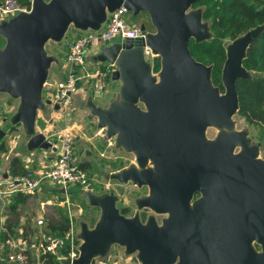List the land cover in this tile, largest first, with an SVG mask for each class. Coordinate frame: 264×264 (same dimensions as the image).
<instances>
[{"label": "water", "instance_id": "95a60500", "mask_svg": "<svg viewBox=\"0 0 264 264\" xmlns=\"http://www.w3.org/2000/svg\"><path fill=\"white\" fill-rule=\"evenodd\" d=\"M197 1L32 0L29 12L0 21V92L19 100L11 124L22 126L28 150L53 148L35 128L37 111L51 103L42 91L51 63L58 62L46 52L49 41L60 42L70 26L98 30L120 5L132 16L146 13L153 27L144 42L125 39L101 48L94 60L115 65L111 79L120 82L118 98L101 107L89 97L85 106L104 139L135 157V166L110 173V179L146 186L148 194L136 199L137 207L167 217L158 224L152 215L145 222L138 214L125 216L117 195H99L87 186L83 194L100 209L99 218L93 227L79 222L78 256L59 264H91L114 244L125 254L136 253L140 264H264L261 143L253 144L246 130H235L233 120L236 81L251 77L242 61L264 24L226 46L220 92L212 66L197 61L188 47L190 40L211 38L202 9L193 7ZM140 27L146 30L144 23ZM144 44L159 58L156 74L143 57ZM53 107L58 110V103ZM208 127L218 129L213 139L205 135ZM5 134L0 128V139ZM196 193L199 198L191 203Z\"/></svg>", "mask_w": 264, "mask_h": 264}, {"label": "rangeland", "instance_id": "374dc122", "mask_svg": "<svg viewBox=\"0 0 264 264\" xmlns=\"http://www.w3.org/2000/svg\"><path fill=\"white\" fill-rule=\"evenodd\" d=\"M145 14H142L140 17V21H144ZM127 21H134L131 13L126 14ZM74 28L72 26L69 27L66 32L64 38L56 43L49 41L45 45V49L48 55H53L57 57V63H51L48 73V81L56 82L61 79V75L66 71V64L64 55L67 51V43L69 40L67 39L68 35L70 38L74 33ZM74 35V34H73ZM119 39H114L112 42L118 41ZM112 42L106 43L110 44ZM4 45L3 38L0 36V47ZM104 45H100L97 41L94 42V47L92 46L85 54L86 65L89 69L94 67H105L108 65L107 62H97L94 60L95 55L101 50ZM98 50V52H97ZM151 59V58H150ZM118 84L116 81H112L111 79L108 81L107 86L105 87L104 92L100 95L98 93L91 94L92 101L97 106H105L111 96L115 93V86ZM84 87L79 85L78 91L73 93L71 96V102L68 105V108L65 110H60L61 113L54 114V120H56V124L52 125L47 123V125L43 129L36 128V132H42L47 140H51L53 142V147H60V140L62 138L66 127L67 130L72 134L73 138L76 142V150L77 153L81 154V158L83 160L88 159L87 164H89V168L86 170L89 178V186L92 188V192L96 194H105V193H114L118 196V201L116 202V206L119 208H127L129 211V216H133L136 212H139V209L136 206V199L143 196L145 193V187H137L133 185L131 182H118L115 180H111L110 170L115 169L119 171L121 169L128 168L129 166H135V157L131 152H127L122 148H117L114 144H111L109 141L104 139L101 129L98 127L97 118L93 116L89 109L85 106L86 99L84 97L88 96L86 93L81 92ZM54 90H51V93ZM224 91V87H223ZM49 93V90L46 91L43 89L42 98L45 97L46 94ZM48 101L47 99H45ZM48 103V102H47ZM19 100L16 98L10 97L8 94L0 92V124L1 128L4 130H8V133L12 134L13 138H16L18 134L17 131L20 132L21 138L15 139V146L21 149L22 153H28L26 149V142L28 137L25 135L23 128L20 124L12 125L11 118L13 114L18 109ZM46 106L52 107L50 103L46 104ZM67 112V116H70V119L66 122L63 116L64 112ZM41 113V110H38V115ZM2 120V123H1ZM234 120V129L235 130H246L248 132V137L251 139L253 144L260 142L259 147V158H264V134L259 132L257 129L246 124L245 120L239 118L236 114L233 116ZM62 129V130H61ZM60 133L59 135L57 134ZM218 133V129L214 127H208L206 129V137L209 139H213ZM8 137L6 139L3 138V141L6 145H8ZM46 156H53V152L51 149L45 150ZM35 156L38 154H42L41 149H37L34 152ZM44 157V156H43ZM6 155L4 157V160ZM46 158V157H44ZM3 160V161H4ZM37 163V162H36ZM37 165H34V169H36ZM39 167V166H38ZM2 173H7L5 169L1 167L0 161V177ZM86 188L80 187L78 185H71L66 189L65 193H61L58 188V184L56 183H42V186L39 190L35 191L33 194L34 197L30 198L29 204L24 207V210L28 212V217H32L34 211H39L37 216L41 217L45 221V214L47 216L58 215V211L64 215H67L72 220V229L74 235L72 238L64 241L62 248L72 245L74 248L75 257L78 256L76 250L78 251L79 244L81 240L78 239L79 233V222L85 221L88 223L89 227H92L89 224V216L85 219H80V214H89L95 218H99L97 216V211L91 206L84 196L83 192ZM48 199V200H46ZM1 201V200H0ZM40 201H43L40 204ZM95 210V212H94ZM34 215V214H33ZM149 215H152L156 218L157 222L160 224L163 214H156L152 210H149ZM43 230V229H42ZM43 232H37L38 242L42 239H50L47 233L45 235ZM39 253L33 251V264H38ZM93 264H140L136 259V253L125 254V248L114 244L110 247L109 253L105 257H96L93 260ZM11 264V263H5Z\"/></svg>", "mask_w": 264, "mask_h": 264}, {"label": "built area", "instance_id": "2783aa9c", "mask_svg": "<svg viewBox=\"0 0 264 264\" xmlns=\"http://www.w3.org/2000/svg\"><path fill=\"white\" fill-rule=\"evenodd\" d=\"M31 7L32 0H30L29 6L21 5L17 0H2L0 1V21L19 12H29ZM127 13L126 7L120 5L115 10L107 13L106 21L98 30L88 29L82 31L75 29L78 33L67 43V51L65 53L66 71L56 84L49 82L48 79L46 80L43 89L49 90V93L45 97L43 96V100H50V104L53 106L58 103L59 110H66L71 102L72 94L78 91L79 85L82 87L86 86L90 95L93 93L101 95L104 92L108 81L111 79L115 65L107 62L108 65L105 67L99 65V67L89 69L86 66L85 54L94 46L95 41L100 45H107L106 43L112 42L114 39H119L121 42L125 39L146 41L148 30L143 31L140 27L141 23L127 21ZM142 53L144 59L153 66V61L157 56L152 49L144 44ZM156 73L153 72V74ZM51 90H54V93H51ZM66 113L65 111L64 115H67ZM64 131L63 137L59 138L60 147L58 148L55 161L49 168L40 172L29 170L24 175L10 176L4 182L0 181V186H6L4 190H0V193L6 195L16 192L33 193L44 182L56 183L59 189H64L65 191L71 185L87 188L89 186L88 174L75 160V139L66 127ZM48 141L53 145L51 140ZM36 223L40 226H46L42 218L37 219ZM44 233L46 232H43V235H45ZM73 235L74 232L71 226L64 236L47 240L42 239L34 247L26 246L22 240L16 239L11 234H6L0 237V257H4L5 261L11 264H33L32 254L30 253L32 249L39 254L49 253L57 255L58 249L62 247L64 241L72 238ZM69 248L70 251L67 256L57 257L59 262L63 258H74L76 256L72 245L69 244Z\"/></svg>", "mask_w": 264, "mask_h": 264}, {"label": "trees", "instance_id": "16d2710c", "mask_svg": "<svg viewBox=\"0 0 264 264\" xmlns=\"http://www.w3.org/2000/svg\"><path fill=\"white\" fill-rule=\"evenodd\" d=\"M17 1L21 5H30V0ZM193 7L202 9V19L209 24L211 38L200 43L190 40L188 47L197 61L212 66V82L220 88V92H223L221 72L226 58V46L246 31L264 24V0H198ZM141 15L133 16L135 20L132 22L144 23L146 30L153 31L147 14H145L144 21H140ZM242 65L251 73V77L236 81L239 100L236 115L244 119L247 125L264 134V31L247 48ZM159 67L160 63L157 57L153 61L152 71L157 72ZM36 124L40 128L44 125L41 120H37ZM3 148L4 146L1 145V149ZM17 163H19V159L15 158L13 165ZM81 167L87 168V163L81 164ZM21 168L23 170V166ZM26 172L23 170L19 174L13 173L12 176H21ZM30 196L28 193L16 192L9 203L10 210L15 212L19 206L28 201ZM119 211L125 216L130 215L125 207L119 208ZM88 216V222L93 227L96 222L95 217L85 213L79 215L80 219L88 218ZM46 221L50 230V239L64 236L72 226L71 218L59 211L58 215H46ZM69 251L68 245L60 247L57 255L40 254L38 263L59 264L57 257L67 256Z\"/></svg>", "mask_w": 264, "mask_h": 264}, {"label": "crops", "instance_id": "0c3cea01", "mask_svg": "<svg viewBox=\"0 0 264 264\" xmlns=\"http://www.w3.org/2000/svg\"><path fill=\"white\" fill-rule=\"evenodd\" d=\"M74 31L75 32L73 34L76 35L78 32L75 30V28H74ZM73 34L71 35L72 36L71 38L68 35L67 39L68 40L72 39L73 36H74ZM97 52H98V50H97ZM64 58H65V55H64ZM85 62H86V59H85ZM63 75L64 74H62L61 77H63ZM112 81H115V80H112ZM49 82H51V81H49ZM116 82H118V84L114 88V89H116L115 92H114L115 94L113 96H111L110 99H109V102L105 106H102V107L108 106V104L112 100H115V99L118 98L117 87L120 85V82L119 81H116ZM81 92L86 93L88 95V96L84 97V99H88L89 97L92 96L87 91L86 86L84 87L83 90H81ZM57 113H61V111L59 109L58 110L54 109L53 106L52 107L46 106L43 110H41V113L39 115H38V111H37L36 122H37V120H41L44 123L42 128L38 127L37 124H36L37 128L43 129L47 125V123L55 125L56 124V120H54L53 115L57 114ZM60 115L63 116L66 119V120H64V122H66V121H68L70 119V116L63 115V114H60ZM6 132H8V130ZM12 134L8 133L7 135L5 134V136L3 137L4 139H6L8 137V140H9L7 142L8 145H6L4 142H2L3 138L0 139V161H1V167L3 169H5L6 172H7V173H2L1 174L0 181L4 182L8 177L12 176L13 173L19 174L23 170H25V171L32 170V171L40 172L41 170H45V169L49 168L53 164V162L55 161L56 155H57V151H58L57 147H53L54 149L50 148L51 151L53 152V156H46L45 150H42V149H41L42 150V154H38L37 156H35V154H34V152L37 149L28 150L26 148L28 150V153L24 154V153L21 152V149L19 148V146L17 148L15 146V144H14L16 138H18V139L21 138L20 132L19 131L16 132V134H18L16 136V138H13ZM57 134L59 135L60 133L57 132ZM1 145L4 146L3 149H1ZM5 155H6V158L4 160ZM43 156L46 157V158H44ZM15 158L19 159V163H17L16 165H13V160ZM75 160H76V162L79 165L87 163V161H89L88 159L83 160V158H81V154L77 153V150H76V154H75ZM34 165H37L36 169H34ZM88 165L89 164H87V166ZM22 166H23V170H21ZM88 168H89V166L87 168H85V170H87ZM109 172L110 173L116 172V170L112 169ZM15 176H17V175H15ZM47 183H49V182H47ZM4 187L6 188V186H4V185L0 186V190H4L5 189ZM35 191H37V190H35ZM35 191L33 193H28V194L31 195L30 198L34 197L33 194L35 193ZM60 191H61V189H60ZM14 194H16V193L8 194V195L0 193V200H1L0 201V237L4 236L6 234H11L16 239L22 240V242L26 246L29 245V246H34L35 247L37 245V243H38V241H37L38 240L37 232H46L48 235L50 233V230H49V228L47 226L46 214H45V221H44L46 226L45 225L40 226V225H38L36 223V220L41 218V217L37 216L39 211H34V213H33L34 215L32 214V217H28V212H26L24 210V207L29 204V201H27L23 205L19 206L16 209L15 212H12L10 210V208H9V203L11 202V199L13 198ZM46 200H48V199H46ZM42 202L43 201H40V204ZM94 209H96L97 216L99 217L100 209L97 208V207H94ZM94 212H95V210H94ZM65 216H67V215H65ZM97 219L98 218H96V221H97ZM46 233H44V234H46ZM33 251H35V250L32 249V252H30L32 254V260H33ZM5 263H7L5 261V258L4 257H2V258L0 257V264H5Z\"/></svg>", "mask_w": 264, "mask_h": 264}, {"label": "flooded vegetation", "instance_id": "af4514ba", "mask_svg": "<svg viewBox=\"0 0 264 264\" xmlns=\"http://www.w3.org/2000/svg\"><path fill=\"white\" fill-rule=\"evenodd\" d=\"M140 14H146V13H140ZM139 14V15H140ZM206 132V131H205ZM206 135V134H205ZM209 139V138H208ZM148 165H150V164H148ZM143 187H145V193H144V195L143 196H146L147 194H148V189H147V187L146 186H143ZM143 196H141V197H143ZM199 198V194L198 193H196V194H194L193 195V197H192V200H191V203L194 201V200H196V199H198ZM137 206V205H136ZM138 208V207H137ZM139 209V212H136V214H138V216H139V218H140V220L142 221V222H145L146 220H147V218L149 217V216H151V215H149V210H151V209H149V208H138ZM155 213V212H154ZM164 215V217H167L165 214H163ZM163 217V218H164ZM162 218V219H163ZM156 219V218H155ZM157 221V220H156ZM162 221V220H161ZM159 224V223H158ZM252 246H253V248L255 249V251L257 252V253H260V252H262V249H261V246L259 245V244H257V243H255V242H253L252 243Z\"/></svg>", "mask_w": 264, "mask_h": 264}]
</instances>
